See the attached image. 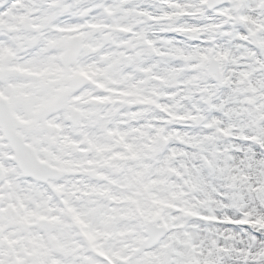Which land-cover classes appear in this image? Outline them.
I'll use <instances>...</instances> for the list:
<instances>
[{"label":"snow or ice","instance_id":"obj_1","mask_svg":"<svg viewBox=\"0 0 264 264\" xmlns=\"http://www.w3.org/2000/svg\"><path fill=\"white\" fill-rule=\"evenodd\" d=\"M0 264H264V0H0Z\"/></svg>","mask_w":264,"mask_h":264}]
</instances>
